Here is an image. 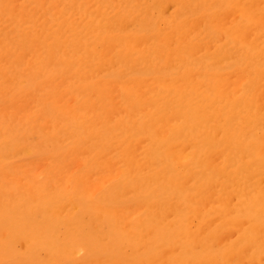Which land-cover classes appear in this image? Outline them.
I'll return each instance as SVG.
<instances>
[{
    "label": "bare ground",
    "instance_id": "bare-ground-1",
    "mask_svg": "<svg viewBox=\"0 0 264 264\" xmlns=\"http://www.w3.org/2000/svg\"><path fill=\"white\" fill-rule=\"evenodd\" d=\"M0 264H264V0H0Z\"/></svg>",
    "mask_w": 264,
    "mask_h": 264
}]
</instances>
